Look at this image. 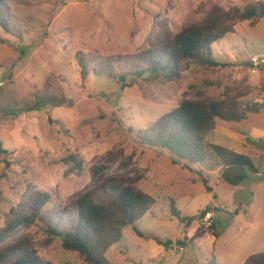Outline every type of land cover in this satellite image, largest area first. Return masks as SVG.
I'll use <instances>...</instances> for the list:
<instances>
[{"label": "rangeland", "instance_id": "1", "mask_svg": "<svg viewBox=\"0 0 264 264\" xmlns=\"http://www.w3.org/2000/svg\"><path fill=\"white\" fill-rule=\"evenodd\" d=\"M258 2L264 0H5L10 20L8 31L0 24V145L10 154L0 157V228L31 192H47L51 199L43 221L0 242V264L13 262L7 250L23 236L45 261L86 264L46 228L76 230V199L91 192L108 201L110 179L137 185L156 204L135 224L145 237L126 228L103 257L107 263L243 264L264 253V19L238 22L215 44L222 67H192L180 80L161 85L130 73L131 59L159 33H176L214 6ZM80 59L92 72L86 80ZM194 97L259 109L243 121L220 122L208 136L251 157L257 173H237L241 179L232 185L222 168L178 160L140 143L139 130ZM7 107L17 108L18 117L6 116ZM72 153L83 163L79 174L60 162ZM101 165L106 170L92 177V168ZM172 205L182 217L197 219L182 223ZM207 208L220 236L207 232L194 239L196 228L209 230L199 222ZM155 239L173 246L166 249Z\"/></svg>", "mask_w": 264, "mask_h": 264}, {"label": "trees", "instance_id": "2", "mask_svg": "<svg viewBox=\"0 0 264 264\" xmlns=\"http://www.w3.org/2000/svg\"><path fill=\"white\" fill-rule=\"evenodd\" d=\"M5 0H0V24L8 31V11L4 8ZM264 19V2L250 4L245 8L233 6L224 8L214 6L198 21L186 23L178 32H166L156 35L149 46L131 59L130 70L133 75L143 78L147 83L158 85L180 80L182 73L192 67L218 68L223 65L214 57V46L225 36L234 32L238 22L252 21L257 24ZM167 28V27H166ZM165 28V29H166ZM82 78L86 80L92 73L88 65L79 60ZM108 75L115 76L111 71ZM6 116L18 117L17 108L3 109ZM258 108L243 109L237 104L225 103L209 97L182 99L171 111L163 114L147 128L137 132L140 143L159 147L170 152L176 159L192 164L206 165L212 169L222 168L223 178L232 185L239 182L236 174L244 178V170L257 173L254 160L221 145L213 144L208 136L220 122H240L248 113L258 112ZM10 152L0 145V157ZM5 161H7L5 159ZM60 162L71 167L69 173L79 174L83 163L77 153H72ZM174 164L178 163L173 159ZM9 164V163H7ZM106 170L105 165L92 168V177H97ZM208 191L212 188L204 181ZM108 201H98L91 192L78 196L75 207L78 214V225L74 231H59L47 225L46 232L52 238L62 239V247L79 254L86 264H110L103 260L109 249L119 243L126 228L132 227L137 236L145 234L135 226L155 206L156 200L137 185H127L110 179L104 189ZM47 192L34 191L28 194L17 207L10 209L6 225L0 228V242L16 234L21 228L43 221L44 207L50 201ZM172 214L182 223L191 224L197 217L184 218L181 212L172 205ZM207 208L200 217H203ZM214 222L205 230L196 228L194 239L202 238L207 232L219 238ZM157 244L166 249L173 246L172 241L155 239ZM185 245L184 242H177ZM9 255L15 256L11 264H55L41 258L33 242L23 236L9 246ZM243 264H264V253L250 255Z\"/></svg>", "mask_w": 264, "mask_h": 264}, {"label": "built area", "instance_id": "3", "mask_svg": "<svg viewBox=\"0 0 264 264\" xmlns=\"http://www.w3.org/2000/svg\"><path fill=\"white\" fill-rule=\"evenodd\" d=\"M253 61L256 63L257 59H254ZM213 219V214L209 211L203 217L200 218L199 222L204 226L210 227L213 223Z\"/></svg>", "mask_w": 264, "mask_h": 264}]
</instances>
